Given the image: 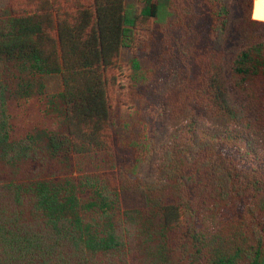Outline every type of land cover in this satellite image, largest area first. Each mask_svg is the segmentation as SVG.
<instances>
[{
    "label": "trees",
    "instance_id": "1",
    "mask_svg": "<svg viewBox=\"0 0 264 264\" xmlns=\"http://www.w3.org/2000/svg\"><path fill=\"white\" fill-rule=\"evenodd\" d=\"M240 2L248 42L229 69L243 109L229 100L228 0H0V264H264V22ZM188 25L202 42L184 96L210 126L189 117L161 141L155 75L183 68L191 43L169 29ZM35 97L55 127L16 138L10 102ZM124 109L139 117L129 162L85 171L130 131ZM129 190L143 207L123 209Z\"/></svg>",
    "mask_w": 264,
    "mask_h": 264
},
{
    "label": "rangeland",
    "instance_id": "2",
    "mask_svg": "<svg viewBox=\"0 0 264 264\" xmlns=\"http://www.w3.org/2000/svg\"><path fill=\"white\" fill-rule=\"evenodd\" d=\"M228 1L230 2L232 11L231 23L222 41V48L226 54V76L229 85V100L239 109H243L248 103L247 95L238 90V88L233 85V81L231 82L229 63L238 49L248 42V39L241 38L239 33L242 24L241 21L243 19L240 0ZM196 5L197 3H194V6ZM169 35L180 45L191 43V48H189L190 55L184 63L183 68H176L175 74L172 77H168L165 74H160L159 76L155 75L157 76V81H155V85L153 86V94L159 95L161 100H164L168 107L166 117L159 122L161 124L159 130L155 128V137L161 141L169 136L171 131L173 132L176 128L186 124L189 117H195L203 125L206 123L207 126H210L206 118L207 112L203 109L202 105L194 101L186 100L184 96V87L187 86L188 74L190 73L189 69L193 66L195 52L197 51L196 48H199L202 42L201 36L194 32L189 25L187 27H172L169 29ZM149 62L150 60L143 59L142 63L145 69L149 68ZM153 62L155 61L153 60ZM153 64L156 65L155 63ZM157 70L158 66L156 65V71ZM46 82L47 92L50 94L59 92L63 89V81L60 76H50L46 79ZM44 110L45 104L43 100L38 97L30 98L26 101L13 99L10 102V113L13 117L15 137H25L36 126L54 129V119L52 117H47ZM121 115V121L129 123L131 128L130 131H119V139L117 140V146L114 150L106 152V154H94L92 160L85 163V171L117 172L123 169L129 162V150L126 149V144L127 141L133 137L132 133L138 131L139 117L135 112L125 109L122 111ZM154 167L155 166L151 163L146 164L139 171V177L149 181L153 180L156 175ZM122 204L124 210L143 207L145 204V195L140 190L124 191L122 193Z\"/></svg>",
    "mask_w": 264,
    "mask_h": 264
},
{
    "label": "clouds",
    "instance_id": "3",
    "mask_svg": "<svg viewBox=\"0 0 264 264\" xmlns=\"http://www.w3.org/2000/svg\"><path fill=\"white\" fill-rule=\"evenodd\" d=\"M258 5H264V0H254V9L251 19L257 22H264V13L257 10Z\"/></svg>",
    "mask_w": 264,
    "mask_h": 264
},
{
    "label": "crops",
    "instance_id": "4",
    "mask_svg": "<svg viewBox=\"0 0 264 264\" xmlns=\"http://www.w3.org/2000/svg\"><path fill=\"white\" fill-rule=\"evenodd\" d=\"M257 10L264 13V5H258Z\"/></svg>",
    "mask_w": 264,
    "mask_h": 264
}]
</instances>
